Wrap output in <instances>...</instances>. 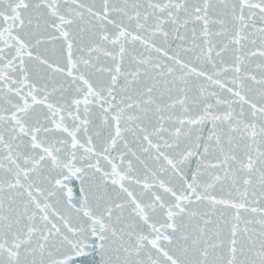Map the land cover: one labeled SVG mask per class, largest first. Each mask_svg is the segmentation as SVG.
Here are the masks:
<instances>
[{
  "label": "snow or ice",
  "instance_id": "obj_1",
  "mask_svg": "<svg viewBox=\"0 0 264 264\" xmlns=\"http://www.w3.org/2000/svg\"><path fill=\"white\" fill-rule=\"evenodd\" d=\"M0 264H264V0H0Z\"/></svg>",
  "mask_w": 264,
  "mask_h": 264
}]
</instances>
